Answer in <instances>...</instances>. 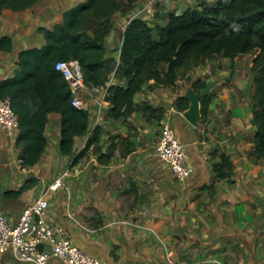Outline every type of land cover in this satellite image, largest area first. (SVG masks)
Returning <instances> with one entry per match:
<instances>
[{
    "label": "crops",
    "instance_id": "1",
    "mask_svg": "<svg viewBox=\"0 0 264 264\" xmlns=\"http://www.w3.org/2000/svg\"><path fill=\"white\" fill-rule=\"evenodd\" d=\"M155 2L140 0L127 15L118 12L111 17H120L122 22L119 26L115 23L118 28L115 26L106 38V59L119 63L122 34L133 18H141L151 27L167 22L169 11L164 5L152 9ZM38 3L34 4L36 10L22 16V24L28 26L29 20L32 23L47 16L45 23L41 20L48 28L49 7L40 14ZM33 10L39 14H32ZM153 10L156 14L151 18ZM11 12L4 10L0 16V39L8 36L13 41L10 52L0 51V82L14 77L23 50L46 42L40 32L22 33V43L19 33L8 34ZM248 55L239 54L234 60L217 56L198 67L201 76H197L209 86L206 95L210 103L198 126L184 118L186 110L177 108L178 99L187 92L185 81L180 80L178 88L156 87L150 81L135 95L138 104L163 110L162 119L151 122L140 110L127 118L113 119L110 94L91 98L93 102L87 104L90 128L76 138L74 155L61 151L62 117L57 112L47 115L46 147L33 166L22 164L19 131L11 137L0 129V210L10 222H17L23 209L70 169L67 187L47 192L45 221L61 226L74 244L103 264H264V160L250 156L254 151L253 113L246 105V88L234 85L222 90L219 82L233 73L234 68L228 69L226 63L237 66L235 83L241 84L245 75L239 59ZM220 60L222 65H216ZM115 85L124 86L125 80L112 73L107 86ZM166 123L186 146V164L192 175L183 183L173 178L156 152L155 134ZM95 135L96 141L72 165L75 154ZM106 153L109 161L100 162ZM223 154L231 158L234 167L230 178L220 179L213 165ZM0 264L27 263L15 260L7 251ZM47 264L62 263L51 257Z\"/></svg>",
    "mask_w": 264,
    "mask_h": 264
},
{
    "label": "trees",
    "instance_id": "2",
    "mask_svg": "<svg viewBox=\"0 0 264 264\" xmlns=\"http://www.w3.org/2000/svg\"><path fill=\"white\" fill-rule=\"evenodd\" d=\"M40 0H0V16L4 10L24 11ZM140 0H86L68 9L61 22L41 27L45 44L23 50L12 78L0 82V98H10L19 116L17 144L22 145L23 166L35 165L46 147L44 135L48 113L62 117L61 151L74 155L75 140L84 136L91 123L88 109L72 103V92L63 74L56 69L58 61L79 62L85 80L104 87L113 104V119L129 117L140 110L148 121L160 120L163 110L148 103L138 104L135 95L153 81L156 87H175L199 66L221 56L234 60L239 54L256 52L252 64V81L246 96L251 104L255 135L252 158L264 160V0H201L182 13L168 12L164 25L151 27L141 18H133L122 34L120 60L116 65L106 59V38L112 31L111 17L127 15ZM11 37L0 39V51L10 52ZM115 73L125 80L124 86H107ZM195 92L205 93L209 86L202 80L193 81ZM207 97L201 100L202 118L208 112ZM177 108H189V100L180 97ZM96 141L90 139L85 149L75 154L72 165L86 154ZM125 143V141H124ZM109 161V153L99 158ZM231 158L223 154L213 165L218 178H230Z\"/></svg>",
    "mask_w": 264,
    "mask_h": 264
},
{
    "label": "built area",
    "instance_id": "3",
    "mask_svg": "<svg viewBox=\"0 0 264 264\" xmlns=\"http://www.w3.org/2000/svg\"><path fill=\"white\" fill-rule=\"evenodd\" d=\"M56 69L69 83L72 103L78 109H87L85 103L98 94L105 97L109 94L106 88L87 83L76 60L58 61ZM19 128V116L10 98H0V129L13 137ZM156 152L167 163L177 182L183 183L191 177L192 168L186 164V146L168 123L160 129ZM71 175L70 169L59 174L37 201L23 209L15 223L10 222L0 210V258L11 251L15 260L32 264H47L51 257L57 258L62 264H103L98 257L74 244L61 226L45 221L49 209L47 192L66 188Z\"/></svg>",
    "mask_w": 264,
    "mask_h": 264
},
{
    "label": "rangeland",
    "instance_id": "4",
    "mask_svg": "<svg viewBox=\"0 0 264 264\" xmlns=\"http://www.w3.org/2000/svg\"><path fill=\"white\" fill-rule=\"evenodd\" d=\"M46 1H47V3H43L42 0H41L37 4V6H38L37 8L40 9L39 10L40 14H42L41 12L44 10V8L49 7L48 8V10H49L48 16H50L51 18L46 20V24L45 25H47L48 28H51L56 23H59V22L62 21L63 14H64L65 11H67L68 9L76 6L80 2H83V1H86V0H77V1L76 0H45V2ZM154 1H156L152 5V9H154V10H156V9L162 7V5H164L165 9H167V11H169V12H173L174 11V12H177V13H182L185 10V8H188L190 6H196L201 0H154ZM206 1H208L210 4H212L214 2V0H206ZM46 4H48V5L45 6ZM158 4L161 5V6H158ZM35 7H36V5L35 6L33 5L30 8H28L27 10L18 11V12H14V13L11 12L9 14V17H8L9 19L7 20L8 26H7V29H6L7 33L8 34H10V33L11 34L12 33H19L20 36H21V40L19 41L20 43H22V33L27 32V33L31 34L32 31L39 33L40 32L39 29L41 27H44L42 20L45 23V18L47 16H43L41 18L42 20L37 17L38 19L32 20L33 21L32 23H30L31 20H29L30 22H28V26H31V29L27 26V24H22L23 23L22 20H25L22 16H24L26 14V12L28 13L31 9H34ZM34 10H36V9H34ZM34 10L32 11V14H39V11L36 12ZM154 10L151 11V13H149L151 18L155 17L156 11H154ZM26 17L28 18V16H26ZM120 19H121L120 17L111 18V23H112V27H113L112 29H114L115 26L117 27V25L115 24L117 22H118L117 24L119 26V23L122 22V21H120ZM25 26H27V27L25 28ZM121 26H122V24H121ZM29 41H31V43H36L37 42L36 40H32V39H30ZM115 51H116V48L112 49V54ZM255 55H256V52L251 53L248 56L244 57L245 59H239V63L241 62V66H242L241 67L242 74L245 75L244 78H242V80H241V84L239 83V85L235 83V78H234L236 76L235 73H234L235 72V67L237 68V66L236 65L233 66L231 64H226L225 63V65H227L226 67H229L228 69L232 70L234 68V70H233V73H230L227 76H225L223 79H220L219 82H221L222 85H223L221 87L222 90L225 89L226 87H231L232 88L235 85L239 89L242 88V90H244V88H246V92H247V90H250V93L252 94V88L250 89V87H251V81H252L251 80L252 79V64H253V60L255 58ZM111 60H114V59L111 58ZM207 62L205 63V65H207ZM222 63H223L222 60H220L219 62L216 63V65L220 64V66H221ZM197 69H198V67L195 68L193 70V72H191V75L188 77V79L185 78L183 80V81H185L184 82V85H185L184 89L185 90H187L189 87H192L193 81H197V79L201 80L200 77H198V76H201V73H200V71L198 72ZM197 74H198V76H197ZM194 77H197V78H194ZM175 88H178V86L175 87ZM207 91L208 90H206V92L203 93V94H204V96L209 97V95H206ZM235 91H236V89H235ZM196 93H201V92L199 90ZM229 94L230 93H227V96ZM245 98L247 100V102L245 101L246 105H248V107L252 110L251 104L249 103V101L247 99V96ZM95 99H97V98H93V100H95ZM93 100L91 101V99H90V100H88V102L89 103L93 102ZM88 102L85 103L86 106H87ZM99 102L101 104L102 100H100ZM208 103H209V101H208ZM209 107H210V103L208 104V110H209ZM160 128H161V126H160ZM159 133H160V129H159ZM158 136H159V134H158V132H156V134H155V143H156V141L158 139Z\"/></svg>",
    "mask_w": 264,
    "mask_h": 264
},
{
    "label": "water",
    "instance_id": "5",
    "mask_svg": "<svg viewBox=\"0 0 264 264\" xmlns=\"http://www.w3.org/2000/svg\"><path fill=\"white\" fill-rule=\"evenodd\" d=\"M204 97L203 93H196L193 87H189L185 94V98L189 100V108L183 112L184 118L194 126H198L202 119L201 100ZM32 264V263H27Z\"/></svg>",
    "mask_w": 264,
    "mask_h": 264
}]
</instances>
